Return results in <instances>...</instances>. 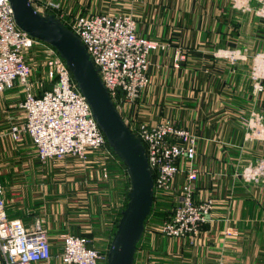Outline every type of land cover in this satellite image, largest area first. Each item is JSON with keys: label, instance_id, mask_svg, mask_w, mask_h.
Returning a JSON list of instances; mask_svg holds the SVG:
<instances>
[{"label": "crops", "instance_id": "crops-1", "mask_svg": "<svg viewBox=\"0 0 264 264\" xmlns=\"http://www.w3.org/2000/svg\"><path fill=\"white\" fill-rule=\"evenodd\" d=\"M258 1L233 7L231 0H46L68 6L73 13H128L136 20L139 35L168 43L165 49L150 52V83L121 114L131 128L139 122L171 121L197 136L195 191L198 195L206 191L216 200L195 242L181 238L169 246L163 242L168 253L163 251V257L176 255L178 264H264V182L240 175L250 162L264 161V142L246 140L239 127L244 112L245 119L254 108L264 114V85L254 91L251 78L252 57L264 48V18L255 12ZM235 49L246 59L231 61L215 54ZM178 50L185 59L176 64ZM23 96L19 84L0 94V181L7 213L26 225L57 221L43 225L51 245L61 243L65 229L80 231L87 219L86 209H79V190L87 199L112 187L114 180L101 178L95 161L40 162L28 136L14 140L9 130L11 124L23 121L18 106ZM119 181L117 202L103 211L105 235L112 231L124 201V173ZM38 264L61 262L54 255Z\"/></svg>", "mask_w": 264, "mask_h": 264}, {"label": "built area", "instance_id": "built-area-1", "mask_svg": "<svg viewBox=\"0 0 264 264\" xmlns=\"http://www.w3.org/2000/svg\"><path fill=\"white\" fill-rule=\"evenodd\" d=\"M29 1L36 11L53 13L79 36L120 112L148 86L149 54L154 49H165L168 43L139 35L136 20L130 14L73 13L68 6L49 4L46 0ZM245 1L231 0V3L233 7H241ZM258 2L255 12L264 18V0ZM33 46L43 54L46 73L34 83L37 92L32 90V66L26 53ZM215 54L231 61L246 59L239 49ZM252 58L253 89L261 91L264 48ZM184 59L185 53L178 50L176 64ZM51 76L55 78L51 87L43 88L44 81ZM15 84L24 91L18 103L23 112V123L11 124L9 131L14 140L28 136L40 162L66 158L81 164L95 161L103 179H112L108 162L114 167H124L108 146L64 59L53 46L21 30L13 20L9 1L0 0V94ZM131 129L145 146L153 174L154 195L169 193L174 200L171 217L161 223L160 230L167 237L195 242L201 228L210 220L216 200L206 191L202 195L195 191L199 171L194 165L197 136L189 128L171 121L139 122ZM244 138L264 142V114L256 108L248 112ZM240 175L247 181L264 182V161L250 162ZM226 232L232 233L229 229ZM106 250L88 246L83 235L64 233L61 250L53 254L47 230L39 220L26 225L20 218L8 216L0 181V264L47 263L54 255L61 264H106ZM141 264H151L149 257Z\"/></svg>", "mask_w": 264, "mask_h": 264}, {"label": "water", "instance_id": "water-1", "mask_svg": "<svg viewBox=\"0 0 264 264\" xmlns=\"http://www.w3.org/2000/svg\"><path fill=\"white\" fill-rule=\"evenodd\" d=\"M8 1L15 24L53 46L64 59L108 146L125 166L128 198L107 247L106 264H135L136 246L154 196L153 174L145 146L114 104L79 36L53 13L36 11L29 0Z\"/></svg>", "mask_w": 264, "mask_h": 264}, {"label": "rangeland", "instance_id": "rangeland-1", "mask_svg": "<svg viewBox=\"0 0 264 264\" xmlns=\"http://www.w3.org/2000/svg\"><path fill=\"white\" fill-rule=\"evenodd\" d=\"M26 53H27V59L29 60L30 65L32 66V75L30 76V81L33 84L32 90H33V92H36L38 90V88H36L34 86L35 80L38 79L40 76L46 74L45 68L43 65V54H42L41 50H39L36 46H33L32 48L28 49ZM54 79L55 78L53 76H51V78L47 77V79L44 81V83H45L44 87L45 88L51 87ZM244 115H245V113H244ZM15 123L21 124V123H23V121H19V122H15ZM124 169H125V166L123 167L121 165L114 167V169H112V171L110 172L112 180H114V182H112V187L95 191L92 194H90L87 199H85V198L83 199V196H82L85 194V192H83V190L77 189V191L78 190L82 191V192H79V194L76 196V198L79 199V209H81L82 211L84 210V208L86 209V211L88 212L87 219H86V221H84V225H82V229L80 231L75 233L74 231H72L73 228H71V229L67 228L64 230L65 233H73V234H77V235L78 234L83 235L86 237L88 245L94 246V247L104 251V249L108 245L109 238H110L109 235L112 231H110V233L108 235H105L106 231H103L104 226H105L104 221H105V219H107L106 215L105 216L103 215L104 214L103 211L111 209L113 207L112 203L117 202V201H115V199H116L115 189H117L119 187L118 184L120 182L119 181L120 176H121V174H123L125 172ZM124 185H125V190H128L127 185L129 188V183H128L127 175H125V184ZM51 191H54V190H51ZM163 195L164 196H160V194H158V193L155 195V203H154L155 207L153 209V213L156 214V212L158 211V208L159 207L161 208L162 204H161L160 198L162 197L163 199H161V200L162 201L164 200L165 203L167 204L164 206V209L167 208L169 211L168 215L170 214V216H171L172 208L175 205L174 200L170 197L169 193H167L166 195L165 194H163ZM112 196L114 197V199L112 198ZM71 198H72V196H71ZM74 208L71 207V210H73ZM71 213H74V212L72 211ZM83 213H85V212H83ZM81 214L82 213H80V216L85 217L84 214H82V215ZM154 214L150 216V218L148 219V221L146 223V230H145L144 235L141 239V242L139 243V246L137 248L138 252L136 250V252H137L136 253V261L135 260L134 261L137 262V264H141V263L145 262L146 259L149 257V261L151 264H166L162 260H166L167 264H178V256H176V255H168L167 258L163 257L164 252L167 253V251L163 249V245H162L163 242L165 245L166 240H167V246H169L170 243L173 242L174 238L167 237L160 230V226H161L162 220L164 218L160 214L157 218V216ZM72 218L74 219L75 217L71 216V219ZM53 221L55 222V224L57 222L55 220H50L51 225H53ZM154 221L157 223H155ZM81 222L82 221L80 220V222L78 224L80 225ZM40 223L45 228V226L43 224L49 223V220H47L45 222L41 221ZM50 223H49V225H50ZM111 229H113V227ZM182 239H185V238H182ZM56 240H58L57 237H56ZM146 244H148L147 249L145 248ZM59 249H61V243L59 241H57L56 243H52V245H51L52 253H54L56 251L59 252L60 251ZM154 254H156V256L153 258ZM159 260H161V263L159 262Z\"/></svg>", "mask_w": 264, "mask_h": 264}, {"label": "trees", "instance_id": "trees-1", "mask_svg": "<svg viewBox=\"0 0 264 264\" xmlns=\"http://www.w3.org/2000/svg\"><path fill=\"white\" fill-rule=\"evenodd\" d=\"M245 113V115L243 114V117H241V119H240V123H239V127L244 131L245 130V127H246V112H244ZM248 116V115H247ZM121 162V161H120ZM122 165H123V163H121ZM107 167H108V169H109V174H110V172L112 171V169H114V167H113V165L111 164V163H107ZM113 167V168H112ZM112 168V169H111ZM110 176H111V174H110ZM127 189H129L128 188V185H127ZM160 196H164V195H160ZM171 197V196H170ZM127 198H128V190H125V197H124V201H123V204H122V206H121V208H120V210H119V212H118V218H119V216H120V211L122 210V208L125 206V204H126V201H127ZM172 198V197H171ZM5 199V198H4ZM161 199H163L162 197L160 198V201H161V204H162V206H161V208L159 207L158 208V211L156 212V214H154L153 213V209H154V203H155V195L153 196V202H152V206H151V211H150V214L147 216V218L145 219V223H144V225H145V228H144V231H143V233H142V236H141V238H140V240L138 241V243H137V246H136V250H137V248H138V246H139V243L141 242V239H142V237H143V235H144V232H145V230H146V223H147V221H148V219L150 218V216L151 215H156L157 216V218H158V216H159V214L164 218L163 220H169L170 219V214L168 215V209L167 208H165L164 209V206L165 205H167L166 203H165V201L163 200H161ZM163 208V209H162ZM8 214H9V211H8ZM10 216H12V215H10ZM9 216V217H10ZM118 218L115 220V223H114V225H113V229H112V232L110 233V235H109V242H110V239H111V236H112V234H113V232H114V230H115V227H116V223H117V221H118ZM156 218V219H157ZM163 220H162V222H163ZM155 222V221H154ZM26 223V222H25ZM155 223H157V222H155ZM79 231V230H78ZM78 231H76V232H78ZM75 232V233H76ZM79 235V234H78ZM147 246H148V244H146ZM88 246H91V245H88ZM103 249V248H102ZM106 249V248H105ZM105 249H104V251H105ZM103 251V250H102ZM137 252H138V250H137ZM137 252H135V255H136V253ZM156 256V254H154L153 255V258ZM134 260H135V256H134ZM135 262V261H134ZM262 262H264V261H262Z\"/></svg>", "mask_w": 264, "mask_h": 264}]
</instances>
